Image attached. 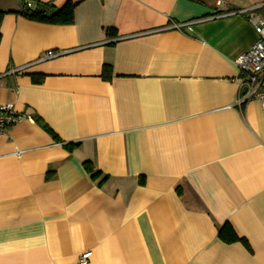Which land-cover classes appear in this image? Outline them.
<instances>
[{"label":"crops","instance_id":"1","mask_svg":"<svg viewBox=\"0 0 264 264\" xmlns=\"http://www.w3.org/2000/svg\"><path fill=\"white\" fill-rule=\"evenodd\" d=\"M69 2L73 23L54 24L0 0V104L79 143L68 151L33 118L0 134V264H76L87 250L88 264H264V108L238 104L236 64L264 0L34 10ZM52 49L68 52L13 72ZM226 223L250 247L224 241Z\"/></svg>","mask_w":264,"mask_h":264},{"label":"built area","instance_id":"2","mask_svg":"<svg viewBox=\"0 0 264 264\" xmlns=\"http://www.w3.org/2000/svg\"><path fill=\"white\" fill-rule=\"evenodd\" d=\"M34 9L35 0H21L20 14L25 16ZM242 11L244 12L245 10ZM249 19L254 24L258 38L236 60V64L242 73L238 104L256 99L260 101L264 108V19L256 14H251ZM182 25L184 24L178 23L172 25V27L180 28ZM67 52L68 50H47L38 60L18 67L13 72H24V70L38 61L56 58ZM31 118V115L26 112L17 111L11 104H0V134H5L13 125ZM91 255V250L82 252L76 264L90 263Z\"/></svg>","mask_w":264,"mask_h":264},{"label":"trees","instance_id":"3","mask_svg":"<svg viewBox=\"0 0 264 264\" xmlns=\"http://www.w3.org/2000/svg\"><path fill=\"white\" fill-rule=\"evenodd\" d=\"M74 8H75V4L69 2L60 11H58L56 14H54L50 17L45 16L43 12H40L37 10H33L31 13H29L25 16L30 18V19L47 21V22L54 23V24H71L74 21ZM4 15H5V12L0 10V42L2 39L1 24H2V20H3ZM115 31L116 30L114 28H110L107 30V33L109 35H113V34H115ZM111 76H112V66L110 64H105L103 66L102 77L109 79V78H111ZM42 78H43V76L40 75L39 77L36 78V81L39 82L42 80ZM31 117L44 130H46L50 135H52V137L57 142L63 143V146L68 151L73 152L79 146L78 142H65V141H63L59 137V135L38 114L37 115L34 114ZM83 165H84L85 169L91 174L92 178H94L95 180L99 179L98 184L100 186L107 180L108 176L107 175L102 176V173L95 169L93 163L90 160H85L83 162ZM219 235L226 242L231 243V242L241 240V241H244L248 247H250L249 244L244 239L240 238L235 233V231L233 230V228L231 227L230 224L226 223L224 226H222L220 228Z\"/></svg>","mask_w":264,"mask_h":264}]
</instances>
